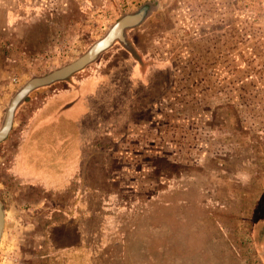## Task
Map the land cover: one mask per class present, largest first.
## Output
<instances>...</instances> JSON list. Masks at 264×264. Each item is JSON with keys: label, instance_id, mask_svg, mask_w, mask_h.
Here are the masks:
<instances>
[{"label": "rangeland", "instance_id": "1", "mask_svg": "<svg viewBox=\"0 0 264 264\" xmlns=\"http://www.w3.org/2000/svg\"><path fill=\"white\" fill-rule=\"evenodd\" d=\"M147 1L0 0V129L31 78L77 60ZM155 2L129 31L145 58L116 44L19 108L0 144V264H264V0ZM135 67L149 71L144 87ZM100 84L94 103L114 127L83 165L44 162L55 132L40 128L39 165L18 171L35 124Z\"/></svg>", "mask_w": 264, "mask_h": 264}, {"label": "trees", "instance_id": "2", "mask_svg": "<svg viewBox=\"0 0 264 264\" xmlns=\"http://www.w3.org/2000/svg\"><path fill=\"white\" fill-rule=\"evenodd\" d=\"M152 2H155V0H151V3ZM129 41L130 43H133V40L127 37V44L129 43ZM121 44L124 46L126 50H128L129 54L135 53L134 51L135 49L131 47V45L129 44L126 45L123 43ZM120 67L122 66H119V64L118 65L115 64L114 70L117 71L120 69ZM128 75L132 76L134 74L130 73ZM136 78L138 79V82H139L138 87H139V84L144 87L145 86L144 83H146L145 82L146 79L139 78L137 77V75H136ZM134 79H135V75H134ZM134 79L133 78H131V80L129 79L131 81L130 82V86H132L131 89H133V87L134 88L137 87ZM102 84L96 86V88L93 89V92L86 97L84 104H82L81 102L76 107L78 109H76L74 112H69L67 108H64L61 111H59L57 114H51V116H49L48 118V123H45V124L43 123L42 125L43 121L41 122V120H39V122L35 124V126L31 129V133L27 140L28 145L26 143L24 146V151L28 156L26 157L21 156V159L18 162L19 163L18 171H21V168H23L24 166V169H22L24 170L23 172L31 174V173H34V170H36L37 166L39 165V161L37 160V151L35 150V140L37 138V135H35V137L33 136L34 134L37 133V131L40 128H44V129L54 128L50 130H53L55 132L53 133V136H50L49 139L41 143L42 144V159L45 160L44 162L50 161L52 157H55V154H59L61 151H69V164H70L69 167H71V169H74L76 165H81V166L83 165V161L80 159V157L82 156L83 152H85V150L87 149V146L89 144H93L94 141L97 142L100 140L98 138L101 137V135L105 134L104 132H102L103 129L105 130L108 127H114V124L109 123V122H104L101 120L102 113L100 111V108L97 110V106L94 103V101L98 99L99 88L101 87ZM41 88H44V87H41ZM92 98L94 99L91 101V104H90V100ZM24 103H26V100L20 104V106L18 107V110ZM81 115L85 117L84 119H82L83 122H80V120H75L76 117L81 116ZM66 117H68L69 119V130L65 132H58L57 134L56 131H59L60 127L64 125V122H61V120L65 119ZM91 134H93L94 137L93 139L89 141L88 136ZM30 138L32 139L30 140ZM56 159L57 158H55V160ZM65 160L66 158H64V160L63 158H59V161L61 162H65Z\"/></svg>", "mask_w": 264, "mask_h": 264}, {"label": "water", "instance_id": "3", "mask_svg": "<svg viewBox=\"0 0 264 264\" xmlns=\"http://www.w3.org/2000/svg\"><path fill=\"white\" fill-rule=\"evenodd\" d=\"M157 7L158 6H155L154 9H157ZM152 11L153 10H149L144 16L135 13H126L110 28L103 38L95 42L89 50L77 60L64 67L53 70L46 75L31 78L11 99L3 125L0 129V144L7 140L11 135L18 107L33 91L41 87L50 86L59 81H64L69 76L85 69L90 64L96 62L100 56L109 50L117 41L127 45L128 30L141 25L147 20ZM5 218L6 210L0 202V237L3 233Z\"/></svg>", "mask_w": 264, "mask_h": 264}, {"label": "crops", "instance_id": "4", "mask_svg": "<svg viewBox=\"0 0 264 264\" xmlns=\"http://www.w3.org/2000/svg\"><path fill=\"white\" fill-rule=\"evenodd\" d=\"M147 3H151V1H147V2H145V3H143L141 6L143 7L145 4H147ZM151 10H155L154 8L153 9H151ZM153 11H152V13H153ZM151 13V14H152ZM145 23V21L142 23V24H144ZM141 24V25H142ZM141 25H139L138 27H140ZM138 27H136V28H138ZM136 28H132V29H129L128 30V37L129 38H132V37H130V35H129V31H133L134 29H136ZM134 43V42H133ZM117 44V42L110 48V49H112L115 45ZM136 44V43H135ZM134 44V45H135ZM120 45L124 48V46L120 43ZM109 49V50H110ZM125 49V48H124ZM134 49L135 50H137V54L139 53L140 55H141V58L143 59V58H145V56H142V53H141V50L138 48V46L136 45L135 47H134ZM109 50H107V51H109ZM134 50V51H135ZM125 51H127V53H129L128 52V50H126L125 49ZM136 52V51H135ZM135 54V53H134ZM134 54L132 53H130V55H131V58L133 59V61L135 62V59H134ZM148 62H146V64H147ZM136 64V63H135ZM137 65V64H136ZM135 69H136V72H137V77H140V78H142V79H148V75H149V71H147V70H145L144 71V73H145V75H143V76H140V70L138 69V67H135ZM93 92V90L92 89H90V92H87L86 91V93H84V95H83V97L80 99V100H78L73 106H72V108L70 109H68L69 110V112H74L76 109H78V108H76L81 102H82V104H84V101H85V99H86V97L89 95V94H91ZM85 96V97H84ZM54 158H66V159H68L69 158V151H61L59 154H55V157ZM47 162H50V161H47ZM57 163V162H56ZM57 172H60V171H57Z\"/></svg>", "mask_w": 264, "mask_h": 264}, {"label": "flooded vegetation", "instance_id": "5", "mask_svg": "<svg viewBox=\"0 0 264 264\" xmlns=\"http://www.w3.org/2000/svg\"><path fill=\"white\" fill-rule=\"evenodd\" d=\"M156 5H157V2H152V3L148 4V5H145L144 7L140 6V8H138V10H136L135 12H132V13L140 14V15L144 16L145 14H147V12L149 10L153 9ZM120 43L121 42L117 41V44H120Z\"/></svg>", "mask_w": 264, "mask_h": 264}]
</instances>
